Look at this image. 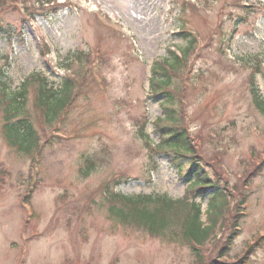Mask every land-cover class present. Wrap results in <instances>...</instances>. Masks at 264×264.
Returning a JSON list of instances; mask_svg holds the SVG:
<instances>
[{
  "label": "rangeland",
  "instance_id": "obj_1",
  "mask_svg": "<svg viewBox=\"0 0 264 264\" xmlns=\"http://www.w3.org/2000/svg\"><path fill=\"white\" fill-rule=\"evenodd\" d=\"M68 1L72 7H61L46 17L35 15L25 23L18 9L0 10V25H9L13 31L9 38L0 35V68L4 73L0 81H5L9 94L34 73L58 88L62 76L67 75L64 59L92 53L95 46L105 58L101 73L106 80L103 91L85 87L73 102L63 133L75 132L76 137L46 141V136H39L46 143L38 164L39 185L28 199L34 211L30 220L21 208L20 196L27 190L32 160L7 143L0 110V264H195L187 244L175 235L155 236L112 217L97 188L113 173L125 172L127 177L116 190L128 197L166 193L180 198L187 193L163 155L150 157L137 135L135 118L146 114L144 132L157 142L152 122L161 109L159 100L148 95L150 66L166 56L168 48L185 46L174 35L182 23L180 18L204 43L217 26L223 0H193L203 8H186L184 13H180L181 0ZM246 2L257 7L247 14L246 22L240 21L230 53L220 56L211 44L191 59L192 71L202 75L187 98L193 132L201 130L202 138L207 139L201 151L219 163L229 178L227 186L239 184L237 175L264 151V112L254 106L249 89L253 74L257 94L264 98V0ZM230 10L234 12L231 18L223 16L227 32L235 25L237 14L245 13L238 7ZM103 14L110 17L104 19L112 26L109 28L126 38L98 24L95 18ZM41 39L50 49L44 55ZM32 102L29 87L28 111ZM34 127L37 132L46 128L37 121ZM215 149L219 160H215ZM82 156L95 159V170L86 177L78 173ZM261 172V176H252L247 213L239 220L241 229L227 252L230 259L251 244L257 230L264 231V168ZM196 201L204 212L206 200ZM201 222L207 223L204 214ZM215 233L218 241L222 232ZM206 244L208 254L217 258L210 242ZM254 245L244 264H264V247Z\"/></svg>",
  "mask_w": 264,
  "mask_h": 264
},
{
  "label": "trees",
  "instance_id": "obj_2",
  "mask_svg": "<svg viewBox=\"0 0 264 264\" xmlns=\"http://www.w3.org/2000/svg\"><path fill=\"white\" fill-rule=\"evenodd\" d=\"M38 1L43 7V0ZM24 3L29 5L25 0ZM44 3L49 6L50 1L46 0ZM233 5L241 7L237 0ZM4 7H8L7 0L5 2L0 0V10ZM241 8L245 9V13L237 14L238 19L235 21L233 32L237 23H240L242 18L245 20L243 15L248 14L246 9L248 7ZM227 14L231 18L233 12L229 10ZM181 20L177 36L184 40L185 46L178 52L168 49V54L162 59L155 60L150 69V90L154 98L160 100L161 116L154 122L159 142L154 147L150 144L147 147L154 153H163L166 156L177 170L179 178L186 184L187 196L183 200H174L167 195L127 197L109 191L104 200L109 204V214L116 220L143 228L155 236L175 235L187 244L195 264H242L253 251L254 244L261 240L260 237H257V242L247 245L232 262L223 260L221 255L228 252V246L230 248L237 234L234 226L238 225L242 218L237 211L239 204L244 202L242 198L246 197L244 187L261 169L264 161L256 158V161L248 165L237 180L240 181L239 184H235L233 191H230V187L225 184L228 178L219 163H215L212 157L201 151L204 138L200 136L198 139L196 135L199 144L194 142L196 138H192L185 119L186 105L183 97L186 90L183 83L188 81L191 59L197 52V43L195 37L185 31L184 21ZM0 30L10 35L11 30L8 26L6 28L0 26ZM88 62V57L83 54L74 59H66V68L72 70L74 76L62 77L58 88L50 86L40 73L32 74L12 94H9L7 85L2 84L0 110L3 115L4 136L10 146L30 157L34 151L39 150L40 137L34 124L37 121L41 122V125H52L72 103L73 98L85 87L94 84L95 74L92 67L91 69L87 67ZM29 87L32 89L33 99L31 111L27 110L26 103ZM252 93L256 106L264 112V99L255 95L254 88ZM41 129L43 130V127ZM93 161L87 160L88 165L81 168L82 174L87 175L88 171L94 169ZM190 195L207 198V208L204 212L206 224L201 222L200 205L194 201L190 202L188 198ZM225 226L230 230L227 231ZM217 230L222 232L218 241L215 233ZM209 242L212 245V252L218 256L215 259L211 257L214 254H208L209 248L206 243Z\"/></svg>",
  "mask_w": 264,
  "mask_h": 264
}]
</instances>
